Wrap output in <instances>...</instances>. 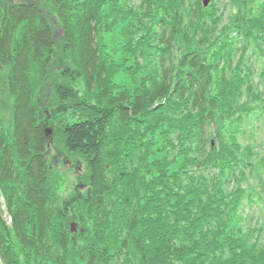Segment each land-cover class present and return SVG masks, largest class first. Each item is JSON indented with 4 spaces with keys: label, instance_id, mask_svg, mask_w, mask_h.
<instances>
[{
    "label": "trees",
    "instance_id": "trees-1",
    "mask_svg": "<svg viewBox=\"0 0 264 264\" xmlns=\"http://www.w3.org/2000/svg\"><path fill=\"white\" fill-rule=\"evenodd\" d=\"M35 1L0 0V264H264L243 211L264 210V154L239 141L264 110V0ZM118 28L148 68L122 90ZM49 128L89 171L61 199Z\"/></svg>",
    "mask_w": 264,
    "mask_h": 264
},
{
    "label": "rangeland",
    "instance_id": "rangeland-1",
    "mask_svg": "<svg viewBox=\"0 0 264 264\" xmlns=\"http://www.w3.org/2000/svg\"><path fill=\"white\" fill-rule=\"evenodd\" d=\"M137 3V2H136ZM53 20L56 22L55 17ZM57 36H61V32H58ZM104 46H109L112 61L119 66L125 67L124 69L118 70V73L114 77V82L117 84L119 89H125L122 84H133L136 85L132 80L134 79V72L136 73L137 84H139L140 77L139 74L143 73L141 69L148 70V68H143L145 60L143 56H140L138 51H136V59H134L132 67L131 53L127 47L124 46L123 40L121 39V29L118 28L115 31L104 34ZM138 62L142 63L141 68ZM8 105H10L8 103ZM11 107V106H10ZM10 107L1 109V115L4 118L3 124L10 128L11 125V115ZM49 146L47 148V157L53 169L52 182L54 184L55 192L57 196L61 199L62 197L68 195V193H75L83 186L84 177L88 175V167L86 161L76 154L69 153L63 145L62 136L55 133L53 128H49L46 132ZM264 140V132L261 128L257 131V138L255 141L257 144ZM5 219V218H4ZM78 226L76 227V231Z\"/></svg>",
    "mask_w": 264,
    "mask_h": 264
},
{
    "label": "water",
    "instance_id": "water-1",
    "mask_svg": "<svg viewBox=\"0 0 264 264\" xmlns=\"http://www.w3.org/2000/svg\"><path fill=\"white\" fill-rule=\"evenodd\" d=\"M204 1V4L207 6L209 4V0H203ZM49 131V130H47ZM72 231H76V227L75 225H72Z\"/></svg>",
    "mask_w": 264,
    "mask_h": 264
}]
</instances>
